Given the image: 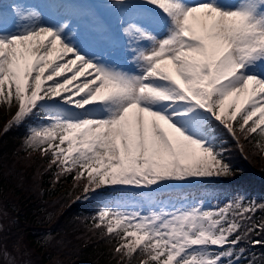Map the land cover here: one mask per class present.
<instances>
[{"label": "snow or ice", "instance_id": "snow-or-ice-1", "mask_svg": "<svg viewBox=\"0 0 264 264\" xmlns=\"http://www.w3.org/2000/svg\"><path fill=\"white\" fill-rule=\"evenodd\" d=\"M105 7L116 39L64 0L0 3L4 133L25 127L24 150L83 185L76 200L101 198L89 231L119 264H264V200L172 191L234 175L224 133L264 150V0Z\"/></svg>", "mask_w": 264, "mask_h": 264}, {"label": "trees", "instance_id": "trees-1", "mask_svg": "<svg viewBox=\"0 0 264 264\" xmlns=\"http://www.w3.org/2000/svg\"><path fill=\"white\" fill-rule=\"evenodd\" d=\"M0 106L4 107L2 111L3 115L0 118V188H2L0 197L7 201V210L12 216L14 240H19L22 234L23 238L34 249L36 256H40L44 260L45 254L49 250H46L45 246L36 240V234L33 231L46 226L52 221H56L60 227L56 230V234L64 233V235L72 239L73 243L77 242L78 244L77 250L72 253L76 263L119 264V257L114 256L112 253L115 245L114 241L109 242L108 239L101 238L98 233L93 234L89 229L86 232V236H82L85 233V226L90 228V222L88 220L90 221L92 215L99 210L101 203L94 199L86 201L75 200L76 196L81 195V187L83 185L81 184V187L71 186L70 184L74 182L71 175L61 176V179L64 181L60 182L58 188H52L51 183L53 182L55 173L53 170L49 173L43 170L41 183L29 191L24 187L23 179L35 176H27L24 167H16V171L8 175L6 174L8 164L10 162L14 163L16 156L20 155L19 148L26 135V129L25 127H13L6 134L4 132L2 133V125L14 115L15 111L6 118L5 115L12 112L13 108L9 109L4 105ZM2 119L4 120L3 122ZM223 138L227 141L228 154L234 151L237 152V154L233 153L232 157L228 155V160L233 166L234 175L226 179H216L209 182L188 185L179 189H172V191L191 194V197L203 196L209 192L222 196H233L238 193L252 197L255 194L259 195L257 196L259 200H264V176L253 173L250 167L251 165H247L244 159H242L244 157L238 152L237 145L227 133L223 134ZM241 144L244 150L248 147L247 153H253L257 150L255 141L246 142L242 139ZM2 159L6 161L3 162ZM41 163L45 164V162ZM34 173L35 170L32 167L30 175ZM42 183L44 185L42 188L43 194H41L39 188V185ZM7 195L11 197V200L7 199ZM80 218H84L85 221H81ZM43 220H46L44 224L40 222ZM253 238L260 239L264 238V236H254ZM53 245L50 248L57 252L55 244ZM244 246L251 248L250 245ZM253 250H256L257 253L264 252V247L257 246ZM56 255H54V258ZM139 259L137 257L133 261V264H139ZM47 261L44 260L45 263Z\"/></svg>", "mask_w": 264, "mask_h": 264}, {"label": "rangeland", "instance_id": "rangeland-1", "mask_svg": "<svg viewBox=\"0 0 264 264\" xmlns=\"http://www.w3.org/2000/svg\"><path fill=\"white\" fill-rule=\"evenodd\" d=\"M9 2L10 0H1L0 3H9ZM27 2L31 4H38V3H41L42 0H27ZM64 2L74 5L76 8L80 9L81 11L87 12L91 10V11L97 12L103 19H105L110 24L111 37L113 39L117 38L114 32L116 19H115V16L106 9L105 0H64ZM12 108H13L12 112H10L8 115H5L6 118L16 110L15 106ZM3 109L4 107L0 106V118H1V115H3L2 114ZM10 119L11 117L8 120ZM8 120L2 125V128H1L2 133L4 132V126L8 122ZM3 121L4 120L2 119V122ZM247 149L248 147L244 150V153L242 155L244 158L242 159H244L247 165L249 166L251 165L250 167L253 173H257V174L264 176V150H261L260 148L257 147L256 152L247 153ZM19 153L20 155L16 156L14 163L10 162L8 164V167L6 168V174L8 175L12 173L13 171H16V167L18 168L24 167L25 174L27 176H35V177L23 179V185L27 190L30 191L33 187L41 183V180L43 177V173H42L43 170H45V172L47 173L51 172V170L54 171L55 177L53 179V182L51 183L52 188H58L60 186V182L64 181L63 179H61V177L59 181L56 180L57 170L55 168L51 170L47 169L48 161L45 159H41L39 153H30L29 151L24 150L23 141H22L21 147L19 148ZM233 153L237 154L236 151L230 152L228 154L229 157H232ZM2 161L5 162L6 160L2 159ZM15 162H18V163L15 164ZM41 162L43 163L45 162V164H42ZM32 167L35 170V173L33 175H30V171ZM213 180H216V179L193 181L191 184L182 185L175 189H179V188H182L188 185H195L200 182H209ZM17 185L20 186L19 184ZM70 185L73 186L74 182H72ZM43 187H44L43 183L39 185L41 194H43L42 192ZM216 195H219V194H207V195H204V197H201V199H204L205 201H208L209 203H220L221 205H223L228 200L227 198L226 199L214 198L216 197ZM7 199L11 200V197L7 195ZM90 199H94L100 203L101 198L97 196H93ZM82 201H86V200H82ZM100 207H101V204H100ZM260 215H264V214H260ZM80 220L85 221L84 218L82 219L80 218ZM0 221H2V227H0V246H2L3 249L6 250L10 254L11 258L14 259L15 264H78L76 263V260L74 256L72 255V253L75 250H77V247H78L77 242L73 243L72 239L69 238V236L64 235V233L56 234V230H58V227H59L56 221H52L46 226H43L42 228H38L37 230L33 231L36 234V237H35L36 240L39 241L41 245H44L46 250H49L47 254H45V257H44V260H48L46 263L44 262L43 259H41L40 256H36L34 249L31 248L29 242L23 238L22 234L19 240L17 241L14 240V237H15V236L13 237L14 232L12 233L13 231L12 216L7 210V201L5 199H2V197H0ZM45 221L46 220H43L40 222L44 224ZM88 222L90 221L88 220ZM88 229L89 227L85 226V229H84L85 233L82 234L83 237L86 236V232ZM60 231L62 230L60 229ZM113 241L115 243V240ZM53 244H55L57 252H55L52 248H50L54 246ZM251 250L257 252L256 250H253V249ZM54 255H56L55 258H54ZM0 264H9V259L5 258L3 255H0Z\"/></svg>", "mask_w": 264, "mask_h": 264}]
</instances>
